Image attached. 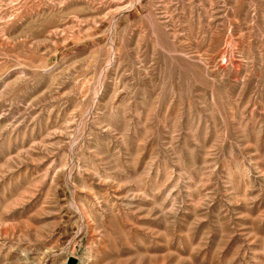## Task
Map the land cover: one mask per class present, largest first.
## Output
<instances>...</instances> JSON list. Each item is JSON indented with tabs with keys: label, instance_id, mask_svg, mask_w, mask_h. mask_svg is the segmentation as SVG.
<instances>
[{
	"label": "rangeland",
	"instance_id": "1",
	"mask_svg": "<svg viewBox=\"0 0 264 264\" xmlns=\"http://www.w3.org/2000/svg\"><path fill=\"white\" fill-rule=\"evenodd\" d=\"M136 1L0 0V264H264V0Z\"/></svg>",
	"mask_w": 264,
	"mask_h": 264
},
{
	"label": "bare ground",
	"instance_id": "2",
	"mask_svg": "<svg viewBox=\"0 0 264 264\" xmlns=\"http://www.w3.org/2000/svg\"><path fill=\"white\" fill-rule=\"evenodd\" d=\"M140 3H141V0H137L135 4L138 5V4H140ZM116 4H117V3H116ZM116 24H117V23H116ZM115 26H116V25H115ZM114 50H115V49H114ZM114 53H115V52H114Z\"/></svg>",
	"mask_w": 264,
	"mask_h": 264
}]
</instances>
